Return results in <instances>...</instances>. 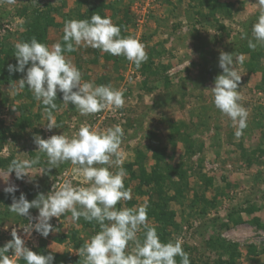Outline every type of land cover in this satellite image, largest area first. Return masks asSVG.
Instances as JSON below:
<instances>
[{"label": "rangeland", "instance_id": "374dc122", "mask_svg": "<svg viewBox=\"0 0 264 264\" xmlns=\"http://www.w3.org/2000/svg\"><path fill=\"white\" fill-rule=\"evenodd\" d=\"M219 1L222 7L196 0H0V247L16 228L30 250L54 253V264H84L78 250L99 230L95 221H73L66 212L50 221L58 231L48 237L34 230L29 235L23 230L28 217L8 211L12 194L4 191L16 185L15 196L23 192L31 201L66 179L83 185V178L71 171L74 166L65 162L45 172L47 157L40 154V163L23 180L15 173L9 176L7 168L13 159L35 158L34 134L71 137L84 123L98 132L119 124L124 131L120 158L128 174L124 184L131 188L132 199L120 201L118 208L147 202L148 222L161 241L182 238L191 264L229 263V253L218 246L221 240L237 244L236 263L264 264V44L255 50L248 47L259 6L257 0ZM99 3L122 35H133L145 45L148 59L137 69L123 56L91 47L66 52L80 69L82 82L124 90L125 104L82 116L71 103L65 105L58 92L53 110L58 127L49 131L45 106L27 85L18 94L13 90L12 81L23 74L7 70L16 64L15 43L27 41L21 12H47L53 22L41 27L44 33L38 41L51 47L63 42L65 21L91 17L88 5ZM31 20L35 24V18ZM221 51L234 53V67L241 75L239 103L249 112L239 138L238 125L213 103L211 88L222 73ZM29 212L33 218L38 215L36 208ZM138 237L143 238L142 232ZM176 259L179 264L180 257Z\"/></svg>", "mask_w": 264, "mask_h": 264}, {"label": "clouds", "instance_id": "9594fccd", "mask_svg": "<svg viewBox=\"0 0 264 264\" xmlns=\"http://www.w3.org/2000/svg\"><path fill=\"white\" fill-rule=\"evenodd\" d=\"M6 2L14 4L16 0ZM256 3L259 15L252 26L253 39L248 40V47L253 50L258 44H264V0ZM63 33V42L58 41L51 47L35 37L30 41L16 42V64H9L7 69L9 73L23 74L18 81H12L17 94L27 85L35 100L45 106L49 131L58 127L53 116V110L58 107L55 102L58 92L62 93L63 103L74 105L82 116L101 112L109 106L120 109L125 104L124 90L110 84L82 82L80 69L66 58V52L91 47L112 56H123L137 69L148 59L145 45L133 35H122L121 27L109 16L93 14L90 19L67 20ZM239 59L242 62L243 58ZM218 65L222 73L216 76L211 88L213 103L234 126L238 125L235 136L239 138L247 128L249 112L239 103L242 99L238 90L241 75L234 67V53L221 51ZM123 136L119 124L98 132L87 123L71 137L62 133L45 139L34 134L37 155L30 160L13 159L7 168L9 176L15 173L20 180L30 176L29 171L40 163V154H44L48 164L45 172L70 162L74 166L72 173L81 176L84 183L74 186L66 179L53 185L47 194L38 193L31 201L23 192L18 198L15 196L18 186H8L4 189L5 193L12 194L8 211L28 217L29 223L23 228L25 233L30 235L34 230L43 237L58 231L50 221L66 212H71L73 221L81 217L89 223L95 221L99 230L78 250V254L84 257V264H177L176 257H180L179 264H191L189 254L183 250L182 238L161 241L156 227L148 222L147 202L132 208L117 207L120 201L132 199L131 188L124 184L128 174L120 158ZM32 208L38 209L35 218L29 212ZM33 219L35 223L31 222ZM140 232L142 239L138 237ZM11 237L0 247V264H17L12 257L22 259L26 264H54V253L44 255L30 250L16 228L12 229ZM10 250L13 252L11 256L8 255Z\"/></svg>", "mask_w": 264, "mask_h": 264}, {"label": "trees", "instance_id": "16d2710c", "mask_svg": "<svg viewBox=\"0 0 264 264\" xmlns=\"http://www.w3.org/2000/svg\"><path fill=\"white\" fill-rule=\"evenodd\" d=\"M197 3H199V5H209L212 7V5H218V7H222L223 3L220 2L219 0H196ZM89 9L87 12L91 13V16L93 14H99L101 15L102 17L105 16V13H104V6L103 4L99 3L97 5H94V4H90L88 5ZM95 7L96 8V11H93L92 8ZM23 15V18L25 19L26 23H25V33H24V38L27 39V41H30L32 37H35L37 40L38 38L42 35L43 37V33L44 31H41V27L42 29L43 28H46V26L50 23H52V19L51 17H48V14L46 11H41V10H38V9H35L33 8L31 10V12H25V13H22L21 12V16ZM113 15V14H112ZM35 18L34 20V23L33 21L31 20V18ZM91 17L89 16V18L87 19H90ZM40 20H44L43 21V25H40ZM30 22V23H29ZM37 22V24H36ZM43 32V33H42ZM41 34V35H40ZM4 71L0 70V76L4 75L3 73ZM0 79H2L0 77ZM231 221L235 224L237 223V221H235V219H233L231 217ZM257 223L260 224L259 221H257ZM224 226H226V223L223 224ZM219 248L225 250V252H228L229 253V263L227 262V264H240V263H236L235 261V258H236V255L238 254V251L236 250L237 249V244L235 242H231V241H224V240H221V242L219 243ZM228 247L230 248V250H228ZM218 264H220V261L218 262Z\"/></svg>", "mask_w": 264, "mask_h": 264}]
</instances>
